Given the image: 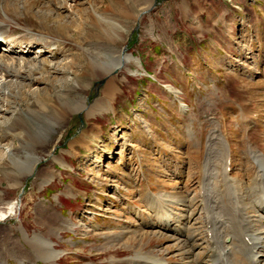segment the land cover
<instances>
[{
    "label": "rangeland",
    "instance_id": "1",
    "mask_svg": "<svg viewBox=\"0 0 264 264\" xmlns=\"http://www.w3.org/2000/svg\"><path fill=\"white\" fill-rule=\"evenodd\" d=\"M150 5L0 0V213L20 200L0 221L9 264L29 255L21 232L57 244L56 264L200 260L211 237L205 207L191 206L188 218L165 196L196 201L208 168L224 174L225 161L205 162L211 136L227 153L217 156L230 158L226 174L247 181L245 155L264 140V0ZM119 53L137 62L107 77ZM51 120L49 137L30 149L27 136ZM26 155L38 161L27 175L15 165ZM192 229L187 256L176 239Z\"/></svg>",
    "mask_w": 264,
    "mask_h": 264
},
{
    "label": "bare ground",
    "instance_id": "2",
    "mask_svg": "<svg viewBox=\"0 0 264 264\" xmlns=\"http://www.w3.org/2000/svg\"><path fill=\"white\" fill-rule=\"evenodd\" d=\"M5 1L7 2L9 0ZM149 3L152 5L153 0H149ZM4 30V27H2V25L0 24V36L4 34ZM62 31H65V29H63ZM1 62V64H3V68L8 69L9 64L5 60H1ZM129 62H137V59H134L131 55L128 54L119 53L118 55H116L111 59L110 64L107 66L109 70V72L106 74L107 77L110 73L119 70L122 64L125 65ZM67 67L65 69H67ZM62 69H64V67ZM3 85L4 83H2V86ZM112 91L113 86L109 83L106 87V93L112 94ZM249 114L250 113L248 112V115ZM54 126V120H51L50 122L46 123V126L40 127L38 132H36L34 135L31 134L27 136L29 148L33 150L36 146H41L42 143H44L49 137V134ZM205 143L207 144L204 147L205 149L207 148V154L205 157L206 164H209L213 167V165L217 161H225L224 174L222 173L221 175H219L217 173H213L212 171H214L215 169L208 168L209 170H206L207 172L205 171L206 187H204L201 191L200 199L196 197V201H194L193 199L195 197H191L189 199L183 198L181 201H179L180 198L176 196H165L166 201H168L174 208L178 205L181 206L183 208V213L188 214V216L185 215V217L188 218H192V215L194 214V211H191V206H195L196 204L201 203L205 207L204 219L207 226L205 227L207 232L206 236L211 235V237L206 241L207 248L204 249L205 254H203L205 256L200 260H189V262L186 263L264 264V140L257 139L255 141V149L249 150L245 155L246 163H248L249 165V171L246 174L248 175L246 182L241 180L238 181L236 178H231L226 174V170H228V166L226 163L230 158L227 156L226 159L221 160L223 157L217 156V154L219 156H221L222 154H227L225 148L222 147V143H220V140H218L215 136H211L208 138V142ZM260 146H262V148ZM36 163H38V161L35 159V157L26 155L24 162L17 160L15 165L18 173L22 172L21 174L27 175L31 173L34 168V164ZM219 185H223V187L225 188V191L220 194L217 191L216 193L214 192V190ZM161 206L162 205L158 204L157 208L155 207L153 211L159 212L158 209ZM19 207L20 200L9 203L7 205V213H0V221L7 219L9 215H13L14 211H16L17 208L19 209ZM44 208L42 207V209ZM140 212L139 214H135V219H139L141 217ZM184 214H182L183 217ZM168 216H171L170 212L168 213ZM170 222L171 221L168 219V224L166 225V227L172 226ZM66 228L67 227H62L58 230V232H63L64 230H66ZM157 234H153V236ZM195 234L196 231L192 229V231L190 232V236H188L187 239H176V243H178V245H185V250L183 253L187 254V256H189V254L194 255V250H191L190 245H192L191 242H194L193 240ZM21 235L22 238L20 239L23 240L26 246L30 249L28 253L29 257H26L25 255L23 257L12 256V258H14V260L16 261V264H56V262L61 258L59 250L55 249V246L57 244L55 245V243L47 242V239L44 236L36 233L28 237L26 236V234H22V232ZM158 236H161V238L163 237L161 234ZM1 251L0 256H6L2 257L3 261H0V264H9L7 257H10V253L6 252V250ZM145 258L146 257L144 256L138 257L137 255L136 260L142 261ZM154 260L155 264H165L164 262H159L156 259Z\"/></svg>",
    "mask_w": 264,
    "mask_h": 264
}]
</instances>
